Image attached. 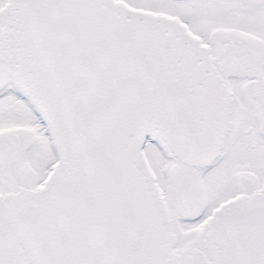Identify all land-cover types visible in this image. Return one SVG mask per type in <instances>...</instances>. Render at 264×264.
Here are the masks:
<instances>
[{
  "label": "snow or ice",
  "instance_id": "6c2138e0",
  "mask_svg": "<svg viewBox=\"0 0 264 264\" xmlns=\"http://www.w3.org/2000/svg\"><path fill=\"white\" fill-rule=\"evenodd\" d=\"M0 264H264V0H0Z\"/></svg>",
  "mask_w": 264,
  "mask_h": 264
}]
</instances>
